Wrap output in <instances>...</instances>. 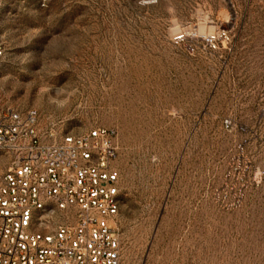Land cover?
I'll return each mask as SVG.
<instances>
[{"label": "rangeland", "instance_id": "rangeland-1", "mask_svg": "<svg viewBox=\"0 0 264 264\" xmlns=\"http://www.w3.org/2000/svg\"><path fill=\"white\" fill-rule=\"evenodd\" d=\"M0 38V102L118 131L122 264H264V0H1Z\"/></svg>", "mask_w": 264, "mask_h": 264}, {"label": "built area", "instance_id": "built-area-1", "mask_svg": "<svg viewBox=\"0 0 264 264\" xmlns=\"http://www.w3.org/2000/svg\"><path fill=\"white\" fill-rule=\"evenodd\" d=\"M118 157L115 128L66 132L0 102V264H122Z\"/></svg>", "mask_w": 264, "mask_h": 264}]
</instances>
